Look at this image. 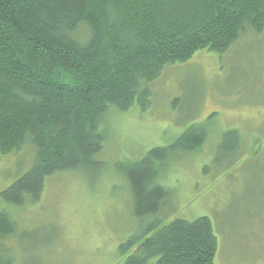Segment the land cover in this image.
I'll list each match as a JSON object with an SVG mask.
<instances>
[{
  "label": "trees",
  "instance_id": "trees-1",
  "mask_svg": "<svg viewBox=\"0 0 264 264\" xmlns=\"http://www.w3.org/2000/svg\"><path fill=\"white\" fill-rule=\"evenodd\" d=\"M81 27L89 30L86 37ZM263 31L264 0H0V156L24 145L35 154L0 199L14 207L34 204L53 175L95 173L109 108H146L150 91L142 85L165 68L201 50L222 55ZM206 137L194 125L169 149L194 151ZM238 139L228 132L221 145L234 147ZM169 149L125 164L137 219L160 214L168 198L154 181ZM158 226L154 220L120 246L122 255L135 249L126 264H214L218 245L208 218ZM16 228L0 213V264H14L6 242Z\"/></svg>",
  "mask_w": 264,
  "mask_h": 264
},
{
  "label": "rangeland",
  "instance_id": "rangeland-1",
  "mask_svg": "<svg viewBox=\"0 0 264 264\" xmlns=\"http://www.w3.org/2000/svg\"><path fill=\"white\" fill-rule=\"evenodd\" d=\"M88 32L81 27L83 37ZM142 88L150 91L146 108L135 103L102 116L98 171L53 175L34 204L0 199V213L17 227L6 242L14 264H126L135 249L122 255L120 246L154 220L160 229L202 217L217 240L214 264H264V31L222 55L198 51ZM194 125L207 134L200 148L169 149ZM231 131L238 145L222 146ZM32 148L0 156V193L32 167ZM154 148L169 149L154 181L168 198L160 214L140 220L124 167Z\"/></svg>",
  "mask_w": 264,
  "mask_h": 264
}]
</instances>
